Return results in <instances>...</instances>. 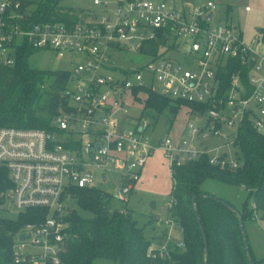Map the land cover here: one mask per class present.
Masks as SVG:
<instances>
[{
    "label": "built area",
    "instance_id": "2783aa9c",
    "mask_svg": "<svg viewBox=\"0 0 264 264\" xmlns=\"http://www.w3.org/2000/svg\"><path fill=\"white\" fill-rule=\"evenodd\" d=\"M22 2L0 0V64L14 65L22 46L80 62L65 70L70 73L66 108L53 118V130L0 127V166L10 180L1 194V212L11 218V208L16 217L37 210L42 216L15 233L10 264H62L63 217L72 192L91 187L96 173L103 180L116 173L113 196L126 202L157 149L171 172L204 156L212 166L236 169L238 130L248 124L264 135V27L247 40L238 24L217 16L212 1L174 6L165 0H117L110 12L74 10L63 21L42 19L33 4ZM153 42L160 43L156 54L148 51ZM126 52L148 60L139 67L118 64L115 58ZM149 92L202 111L190 110L194 121L187 120L178 137L152 141L151 117H144L138 101ZM135 105L140 114L127 130L118 114ZM210 137L225 142L211 147ZM163 223V240L149 248L153 258L156 252L163 257L169 246L184 247L171 239V230L179 228L174 219L169 215Z\"/></svg>",
    "mask_w": 264,
    "mask_h": 264
},
{
    "label": "trees",
    "instance_id": "16d2710c",
    "mask_svg": "<svg viewBox=\"0 0 264 264\" xmlns=\"http://www.w3.org/2000/svg\"><path fill=\"white\" fill-rule=\"evenodd\" d=\"M22 4H35L34 14L42 19L63 21L73 17L70 13L74 10L59 6L58 0L37 4L23 0ZM159 44L153 42L148 51L156 54ZM33 52L22 46L16 52L14 65L0 64V127L51 131L53 118L66 108L64 91L70 73L30 67L28 57ZM138 101L143 105V113L147 110L158 115L155 120L168 110L173 115L171 124L180 106L189 109L187 116L190 110L202 111L198 105L173 101L156 92H149ZM236 144L240 162L236 169L212 166L205 156L172 169L173 185L165 208L181 230L183 248L169 246L163 257L158 252L151 257V240L144 227L137 224L128 210L111 209V195L107 192L87 187L73 190L72 197L77 208L89 216L71 208L63 217L62 264H93L100 257L116 264H264V256L256 258L253 254L244 225L245 221L255 219L256 213L264 212V135L245 124L238 130ZM207 180L244 187L252 198V207L244 206L238 211L226 199L203 190L202 184ZM9 186L7 170L0 166V205L1 194ZM41 220L37 210L20 213L16 218L0 214V264L12 261L13 237L20 227Z\"/></svg>",
    "mask_w": 264,
    "mask_h": 264
},
{
    "label": "rangeland",
    "instance_id": "374dc122",
    "mask_svg": "<svg viewBox=\"0 0 264 264\" xmlns=\"http://www.w3.org/2000/svg\"><path fill=\"white\" fill-rule=\"evenodd\" d=\"M33 2L40 3L43 0H32ZM100 2H107V6L94 5L93 0H58V5L62 7L72 8L75 11H91L95 14L104 12H110L117 0H99ZM158 1V0H157ZM170 5L181 6L184 3L190 2L194 5L201 6L207 1L214 2L217 7V16L223 21L227 20L239 25V28L244 33V38L249 40L257 33V29L264 27V0H165ZM245 6H250V11H245ZM33 7H36L33 4ZM228 10V11H227ZM227 11V12H225ZM168 56L173 58H182L181 55H174L168 53ZM118 64L126 67H139L143 62L147 61V57L137 55L136 53H124L115 58ZM71 61V62H70ZM68 58H58L53 51L37 50L34 51L28 57V64L32 68L40 70H66L75 67L77 62H80L79 57H74L72 60ZM154 87L157 90H161L162 85L154 81ZM188 108L180 106L177 116L173 123L170 121L173 117L168 110H164L162 115L155 120L158 116L155 112L149 113L144 110V117L152 115V125L148 132L150 140L156 141L166 137L172 132H177L185 124L187 120L193 122L192 117L188 118ZM140 114V108L135 106H128L125 112L118 114V121L123 128L130 130L134 127V123ZM168 128L170 132L168 133ZM226 132H231L228 128H225ZM225 142L223 138H208L206 144L211 147L219 145ZM225 151L227 149H224ZM236 150V149H235ZM234 151V148H231ZM238 151V148H237ZM159 151L155 150L151 157H155ZM238 153V152H237ZM150 157V156H149ZM164 166L168 170L169 166L166 160H164ZM160 180V181H158ZM119 182V176L116 173L108 175L106 180H103L101 176L96 173L94 184L91 186L95 189L107 192L110 196L109 206L111 209L116 210H128L131 217L137 222L139 226L144 227L145 235L151 240V245L155 246L156 239L163 240L166 226L163 221L167 219L166 215V202L170 196V188L172 186V179L170 176L161 178L157 173H152L148 180L139 185L137 182L135 189L127 195V201L123 202L116 199L113 194L116 190V186ZM205 191H208L215 196L226 199L231 203L238 211H242L243 207H252L253 201L249 196V192L244 187H235L232 185L223 184L215 180H207L202 184ZM71 208H76L78 213L83 216H89L88 212L82 211L77 208L75 200L72 198L68 203L66 212H69ZM1 215H6L0 212ZM154 214L158 216L161 223L156 225L154 220ZM11 218L16 217V212L11 208L7 213ZM153 218V219H152ZM245 232L248 239V244L256 258L264 256V212L256 213V217L253 220L245 221ZM171 239L174 242L182 241V234L179 228L172 229L170 232ZM93 264H116L113 260L108 258H96Z\"/></svg>",
    "mask_w": 264,
    "mask_h": 264
},
{
    "label": "crops",
    "instance_id": "0c3cea01",
    "mask_svg": "<svg viewBox=\"0 0 264 264\" xmlns=\"http://www.w3.org/2000/svg\"><path fill=\"white\" fill-rule=\"evenodd\" d=\"M259 29H257L258 31ZM186 123V122H185ZM185 124L181 127L182 129H180L179 131L177 132H172V135L171 133L168 134V135H171L172 137L176 138L178 137L183 128H184ZM170 132L169 128H168V133ZM158 154L155 155V157H148L143 165V167L141 168V171H140V179H139V185L142 184L144 181L148 180V178L152 175V173H157L161 178H165V177H168L170 176V178L172 179V174H171V170L170 169H166L165 166H164V156H163V151L161 149H157ZM160 181V180H158ZM138 185V184H137ZM172 185H173V180H172ZM203 186V185H202ZM135 189V188H134ZM133 189V190H134ZM171 189H172V186L170 188V192H171ZM203 190H205L203 187H202ZM132 190V191H133ZM166 215H167V212H166ZM154 220L156 221V225H158V222L159 224L161 223V221L159 220L158 216L154 214ZM168 216V215H167ZM153 219V218H152ZM164 222V221H163ZM164 224V223H163ZM180 230V228H179ZM181 231V230H180ZM166 233V231H165ZM164 233V234H165ZM160 239V238H159ZM159 239H156V243L158 241H160Z\"/></svg>",
    "mask_w": 264,
    "mask_h": 264
},
{
    "label": "water",
    "instance_id": "95a60500",
    "mask_svg": "<svg viewBox=\"0 0 264 264\" xmlns=\"http://www.w3.org/2000/svg\"><path fill=\"white\" fill-rule=\"evenodd\" d=\"M240 226H241V228H243V224H242V221H241V219H240ZM200 229H201V231H202V227L200 226ZM21 239L23 238V237H20ZM203 239H204V244L206 245V242H205V237H204V235H203Z\"/></svg>",
    "mask_w": 264,
    "mask_h": 264
}]
</instances>
